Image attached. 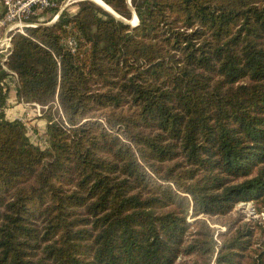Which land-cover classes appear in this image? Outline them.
Wrapping results in <instances>:
<instances>
[{
	"label": "trees",
	"instance_id": "obj_1",
	"mask_svg": "<svg viewBox=\"0 0 264 264\" xmlns=\"http://www.w3.org/2000/svg\"><path fill=\"white\" fill-rule=\"evenodd\" d=\"M100 1L0 65V264H264V0Z\"/></svg>",
	"mask_w": 264,
	"mask_h": 264
},
{
	"label": "built area",
	"instance_id": "obj_2",
	"mask_svg": "<svg viewBox=\"0 0 264 264\" xmlns=\"http://www.w3.org/2000/svg\"><path fill=\"white\" fill-rule=\"evenodd\" d=\"M77 1L82 0H66L64 8ZM0 5L3 8V14L0 17V64L6 70L3 62L11 54L13 35L25 36L26 29L54 24L64 9L58 6L57 0H0ZM58 9L59 14L53 13L48 21H44L43 16H40L45 12H55ZM40 109L46 108L37 106V115H40Z\"/></svg>",
	"mask_w": 264,
	"mask_h": 264
},
{
	"label": "crops",
	"instance_id": "obj_3",
	"mask_svg": "<svg viewBox=\"0 0 264 264\" xmlns=\"http://www.w3.org/2000/svg\"><path fill=\"white\" fill-rule=\"evenodd\" d=\"M3 8L0 5V17L3 14ZM1 63V61H0ZM1 65V64H0ZM2 67V66H1ZM6 108L4 109V120H18L28 129L34 143L41 141L46 127V121L42 118L43 109H40V115H37V106L32 103H23L17 97L16 87L11 86L6 95Z\"/></svg>",
	"mask_w": 264,
	"mask_h": 264
},
{
	"label": "rangeland",
	"instance_id": "obj_4",
	"mask_svg": "<svg viewBox=\"0 0 264 264\" xmlns=\"http://www.w3.org/2000/svg\"><path fill=\"white\" fill-rule=\"evenodd\" d=\"M66 0H57V4L60 8H63L64 10H66V12H68L69 14H74L77 12L78 10V5L80 2L82 1H89V0H82V1H77L75 4L73 5H70V6H67L64 8V3H65ZM129 1V0H128ZM103 3V2H102ZM104 4V3H103ZM105 5V4H104ZM107 7V6H106ZM109 8V7H108ZM105 9V8H104ZM111 10V8H109ZM62 10V11H64ZM106 10V9H105ZM112 11V10H111ZM59 14V9L57 11ZM53 11H49V12H45L43 14H41L40 16H43V20L44 21H48L52 15H53ZM62 13V12H60ZM132 20V21H131ZM131 20V23L132 24H136V20H135V17H133ZM1 56V55H0ZM232 215L235 217L239 216V217H242V219H244V221H253V220H263L264 219V214H257L256 211H255V206L253 205L252 202H246V203H239L237 204L234 209H233V212H232ZM189 222H192L193 220L192 219H189ZM213 228H217V230L221 231V232H224L225 231V228L222 227V226H219V225H213L212 226ZM258 237H260L261 240L264 241V233L263 234H259L258 232Z\"/></svg>",
	"mask_w": 264,
	"mask_h": 264
},
{
	"label": "water",
	"instance_id": "obj_5",
	"mask_svg": "<svg viewBox=\"0 0 264 264\" xmlns=\"http://www.w3.org/2000/svg\"><path fill=\"white\" fill-rule=\"evenodd\" d=\"M89 1H91L92 3H94V4H96L93 0H89ZM102 2V1H101ZM97 6H99V7H101L100 5H98V4H96ZM105 6H107V5H105ZM108 7V6H107ZM102 8V7H101ZM104 11H106L107 13H109L111 16H113V17H115L117 20H122L114 11H112V12H109L108 10H105L104 8H102ZM133 17H135V20H136V24H132L131 23V21H124V23H126V24H128V25H130L131 27H135V26H137L138 25V19H137V17H136V15L135 14H133ZM123 21V20H122Z\"/></svg>",
	"mask_w": 264,
	"mask_h": 264
},
{
	"label": "bare ground",
	"instance_id": "obj_6",
	"mask_svg": "<svg viewBox=\"0 0 264 264\" xmlns=\"http://www.w3.org/2000/svg\"><path fill=\"white\" fill-rule=\"evenodd\" d=\"M96 4L100 5L102 8H105L109 12H112L108 7H106L100 0H93Z\"/></svg>",
	"mask_w": 264,
	"mask_h": 264
}]
</instances>
